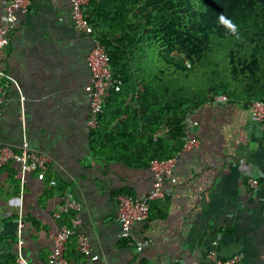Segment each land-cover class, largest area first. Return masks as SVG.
Returning <instances> with one entry per match:
<instances>
[{"label":"crops","instance_id":"obj_1","mask_svg":"<svg viewBox=\"0 0 264 264\" xmlns=\"http://www.w3.org/2000/svg\"><path fill=\"white\" fill-rule=\"evenodd\" d=\"M7 2L0 0V25ZM92 43L73 26L68 0H31L0 49V149L18 151L26 139L48 158L44 181L15 162L0 168V264H18L20 222V254L29 264H48L57 229L70 225L60 208L65 195L81 203L78 232L90 241L84 264H213L233 255L240 256L237 264H264V123L230 98L207 101L189 115L198 144L177 156L176 183L164 184L166 198L151 203L147 221L134 226L129 240L118 237V197L148 191V161L172 143L164 129L141 140L130 128L136 138L115 146L106 138L114 123L88 126ZM127 104H133L129 97L120 105ZM158 137L161 146L154 145ZM251 176L258 188L248 185ZM143 238L148 244L137 252ZM66 253L63 264H72Z\"/></svg>","mask_w":264,"mask_h":264},{"label":"trees","instance_id":"obj_2","mask_svg":"<svg viewBox=\"0 0 264 264\" xmlns=\"http://www.w3.org/2000/svg\"><path fill=\"white\" fill-rule=\"evenodd\" d=\"M84 15L122 74L97 128L114 123L106 138L115 146L120 138L145 140L166 130L172 145L148 164L177 154L183 121L212 95L244 106L264 101V0H90ZM126 97L132 105H120ZM71 241L66 251L75 262L81 256L76 237Z\"/></svg>","mask_w":264,"mask_h":264},{"label":"built area","instance_id":"obj_3","mask_svg":"<svg viewBox=\"0 0 264 264\" xmlns=\"http://www.w3.org/2000/svg\"><path fill=\"white\" fill-rule=\"evenodd\" d=\"M90 0H68L70 6V19L77 32L89 34L92 37V46L86 56V65L90 71V82L85 87L89 98V120L90 128L96 127L98 118L104 110L105 99L111 91H119L122 86V74L120 71L111 67L104 45L102 44L98 34L89 24L84 15V8ZM31 5V0H8L4 5L5 19L0 25V49H4L10 41V27L17 20V13L26 14ZM228 97L224 94L212 95V101H224ZM3 107V99L0 96V112ZM248 107L251 111V120L262 124L264 123V101L253 100ZM184 138L180 150L176 155L164 158L153 159L148 168L151 173V187L140 196L130 194H121L117 200L116 221L120 225L118 237L129 240L133 234V228L136 224H142L148 219L151 203L155 200L164 199L167 193L164 190L166 182L176 183L177 178L174 174L177 156L183 152L192 149L198 144L197 138L191 134L193 127L197 122L187 116L183 121ZM189 125V126H187ZM9 162H15L20 165L21 171H35L37 179L46 180L48 170V158L46 155L37 153L29 149L26 139L21 143L18 151L10 147L0 149V168ZM247 183L251 188L260 186L258 178L251 176L247 179ZM50 186H55L56 181L53 178L48 180ZM61 211L68 216L70 225L62 224L53 237L52 249L48 255V264H63L66 261L65 252L71 242L73 236L76 237V249L80 259L72 264H84L82 258L90 253V241L87 235L78 232L81 225L79 212L81 203L71 195H65L62 198L60 206ZM22 223L18 225V254L16 262L18 264H29L28 261L20 254V248L23 244L21 236ZM148 244L147 239H141L136 242L135 250L140 252ZM98 255H92L91 259L96 260ZM240 260L239 255H233L226 259H217L213 264H237ZM137 264H141L137 262ZM165 264V263H159Z\"/></svg>","mask_w":264,"mask_h":264},{"label":"clouds","instance_id":"obj_4","mask_svg":"<svg viewBox=\"0 0 264 264\" xmlns=\"http://www.w3.org/2000/svg\"><path fill=\"white\" fill-rule=\"evenodd\" d=\"M229 27L232 28L233 31H235V26L234 25H229Z\"/></svg>","mask_w":264,"mask_h":264}]
</instances>
